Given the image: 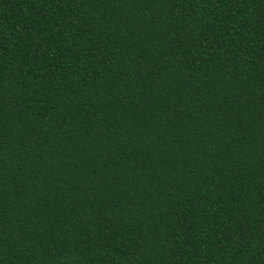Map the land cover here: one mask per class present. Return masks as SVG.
<instances>
[{"label": "trees", "instance_id": "obj_1", "mask_svg": "<svg viewBox=\"0 0 264 264\" xmlns=\"http://www.w3.org/2000/svg\"><path fill=\"white\" fill-rule=\"evenodd\" d=\"M0 264H264V0H0Z\"/></svg>", "mask_w": 264, "mask_h": 264}]
</instances>
